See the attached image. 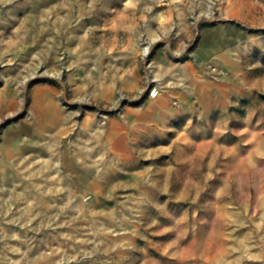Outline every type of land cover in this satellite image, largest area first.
<instances>
[{
  "label": "rangeland",
  "instance_id": "rangeland-1",
  "mask_svg": "<svg viewBox=\"0 0 264 264\" xmlns=\"http://www.w3.org/2000/svg\"><path fill=\"white\" fill-rule=\"evenodd\" d=\"M31 1L0 0V264H264V0Z\"/></svg>",
  "mask_w": 264,
  "mask_h": 264
},
{
  "label": "crops",
  "instance_id": "crops-1",
  "mask_svg": "<svg viewBox=\"0 0 264 264\" xmlns=\"http://www.w3.org/2000/svg\"><path fill=\"white\" fill-rule=\"evenodd\" d=\"M88 4L90 6V8H88V11L93 12L95 10V7L97 6L98 1L97 0H87ZM106 0H104L105 2ZM139 0H127L126 3L129 2V4H131V6L129 7H125L124 11H135L137 10V7H132V5H136L138 3ZM50 0H42L40 2H35V1H31L30 3H26V6H29L28 10H31L32 12H43L46 15L52 14L53 10L54 11H58L59 10V3L58 1L55 2L56 5L52 6V4H50ZM79 1H68L67 4L70 3H77ZM111 1L108 0V3H110ZM154 2V1H153ZM155 3L157 5H159V1H155ZM78 4V3H77ZM73 7L75 8V6L73 5ZM72 10L74 11L75 9L72 8ZM104 13H108L111 14L112 12V8L109 5L107 8L104 7L103 9ZM115 10V9H114ZM56 87L55 86H51V87H47V88H43L41 89L40 94L38 95V97L36 98V110L39 114V120H38V124L36 125V127H34V131L40 133L43 130L44 131H49L52 130L54 128V126L58 123V117L61 115V106L58 103V97H57V91H56ZM44 116V124L42 123L43 121V117ZM46 117H49L48 119H45ZM258 206H257V210L261 211L262 217H260L259 221H263L264 223V187H262L260 189V193H258Z\"/></svg>",
  "mask_w": 264,
  "mask_h": 264
},
{
  "label": "bare ground",
  "instance_id": "bare-ground-1",
  "mask_svg": "<svg viewBox=\"0 0 264 264\" xmlns=\"http://www.w3.org/2000/svg\"><path fill=\"white\" fill-rule=\"evenodd\" d=\"M148 51V50H147Z\"/></svg>",
  "mask_w": 264,
  "mask_h": 264
}]
</instances>
